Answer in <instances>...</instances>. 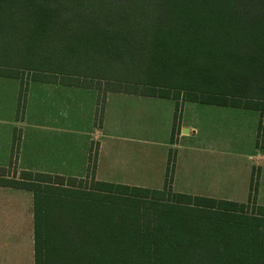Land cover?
<instances>
[{
  "label": "trees",
  "instance_id": "1",
  "mask_svg": "<svg viewBox=\"0 0 264 264\" xmlns=\"http://www.w3.org/2000/svg\"><path fill=\"white\" fill-rule=\"evenodd\" d=\"M21 71L173 98V137L184 101L263 120L264 0H0V76ZM99 98L100 122L106 92ZM18 147L14 136L12 160ZM96 158L92 149L90 188L75 184L83 177L0 166V185L34 193L35 264H264V205L174 191L172 150L160 189L96 180Z\"/></svg>",
  "mask_w": 264,
  "mask_h": 264
},
{
  "label": "crops",
  "instance_id": "2",
  "mask_svg": "<svg viewBox=\"0 0 264 264\" xmlns=\"http://www.w3.org/2000/svg\"><path fill=\"white\" fill-rule=\"evenodd\" d=\"M20 87V78L0 76L2 167L84 178L94 149L96 180L160 189L172 150L174 191L247 203L256 168V204L264 205L258 110L184 101L172 138L176 113L172 98L108 91L99 122L98 89L32 80L18 117ZM150 104H162L163 114L149 110ZM152 114L164 116V123L157 126L160 121L156 116L150 120ZM14 136L19 137L16 160ZM230 156L243 159L245 172L235 194L228 192L237 183L229 177ZM34 233L33 191L0 185V264H35Z\"/></svg>",
  "mask_w": 264,
  "mask_h": 264
},
{
  "label": "rangeland",
  "instance_id": "3",
  "mask_svg": "<svg viewBox=\"0 0 264 264\" xmlns=\"http://www.w3.org/2000/svg\"><path fill=\"white\" fill-rule=\"evenodd\" d=\"M37 74L31 72V71H21L19 73V76H21L20 80H21V87H20V90H22L20 93H24L25 95V99L27 100V94H28V83L30 81H34L35 78H38V76H36ZM108 87V83L107 82H102V86H101V89L99 90L100 94H104V92H108L106 90V88ZM100 97V95H99ZM20 98V97H19ZM24 98V97H23ZM173 99V98H172ZM25 100V102H26ZM175 100V99H173ZM180 101V100H179ZM102 104V101H100V98L98 100V105ZM100 107V105H99ZM98 109V107H97ZM161 110L162 111V114H163V105L161 104V106L159 105H153V104H150L149 105V110H152L153 111H157V110ZM180 113H181V107L178 109V118L180 119ZM154 116H156L157 120H159L160 122L159 123H156L157 126H159L161 123H164L165 121V117L162 116L161 118V115L160 114H152L150 115V120H153L154 119ZM179 119L177 120V124L175 126V133H176V129L179 125ZM98 120L97 116H96V121ZM102 121V120H101ZM175 137V136H174ZM173 137V138H174ZM257 144L258 146L260 145H263L264 144V119L262 120V117H261V123H260V128H259V131H258V138H257ZM242 158H237V157H233V156H230V176H234L237 180V183L235 184L237 187H235V185L233 184L231 187H228V192H233L234 194L237 193V190H238V186H241L242 187V184H241V180L244 179V176H245V172H244V166L242 165ZM20 172L18 169H14V167L12 165H10L7 169H6V173L10 174L11 176H15V177H19L20 175ZM258 178H259V172L258 170H256V168H254V171H253V179H252V184H251V187H250V194H251V190H253V184L254 183H257V189H258ZM77 186L79 185H83L84 187H94V182L93 180L91 179V177H88V176H85L84 179H83V182L82 180H77L76 183H75ZM230 184V182H229ZM228 184V185H229ZM224 188H226V185H224ZM257 192V191H256ZM256 192L255 194H251L249 196L250 200L247 201L248 202H251V203H256ZM240 194V193H239ZM246 203V202H245ZM246 210L248 212H253V211H256V206H253V204H248L247 207H246Z\"/></svg>",
  "mask_w": 264,
  "mask_h": 264
}]
</instances>
